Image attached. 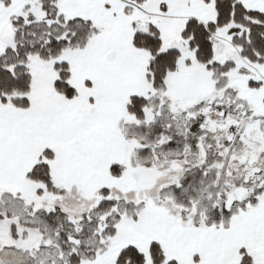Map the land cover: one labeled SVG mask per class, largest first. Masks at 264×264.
<instances>
[{"label":"snow or ice","instance_id":"obj_1","mask_svg":"<svg viewBox=\"0 0 264 264\" xmlns=\"http://www.w3.org/2000/svg\"><path fill=\"white\" fill-rule=\"evenodd\" d=\"M0 264H264V0H0Z\"/></svg>","mask_w":264,"mask_h":264}]
</instances>
